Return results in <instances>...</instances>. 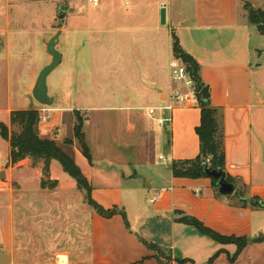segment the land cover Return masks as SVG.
<instances>
[{
  "label": "crops",
  "instance_id": "crops-1",
  "mask_svg": "<svg viewBox=\"0 0 264 264\" xmlns=\"http://www.w3.org/2000/svg\"><path fill=\"white\" fill-rule=\"evenodd\" d=\"M41 1L46 0H4L6 21L10 5ZM199 2V12L177 37L199 63L212 105L222 111L225 171L237 180L235 191L245 187L247 198L264 202V41L253 45L252 33L264 35L243 13L240 0ZM121 6L126 7L124 1ZM119 8L107 15L108 21H118L112 31L90 28L105 23L101 17L89 21L66 12L60 40L63 35L74 40L72 62L60 83L49 87L53 107L36 102L30 109L45 119L40 137L55 141L80 167L92 199L105 209H121L128 225L120 214L108 219L96 213L57 161L50 167L57 188L42 189V163L33 167L26 159L12 165L6 141L7 159L0 163V263L264 264V241L238 253L237 244H222L192 223L222 237L254 240L264 236V208L220 196L209 178L173 176L174 161L200 153V108L190 102L149 114L171 102L173 33L127 27ZM4 31L1 23V35ZM85 44L100 56L92 68L82 53ZM12 111L5 123L14 130ZM78 116L85 118L92 164L75 139ZM167 117L171 122L161 126ZM61 221L68 226L66 240L58 243Z\"/></svg>",
  "mask_w": 264,
  "mask_h": 264
},
{
  "label": "rangeland",
  "instance_id": "rangeland-1",
  "mask_svg": "<svg viewBox=\"0 0 264 264\" xmlns=\"http://www.w3.org/2000/svg\"><path fill=\"white\" fill-rule=\"evenodd\" d=\"M113 1L117 3L116 9L120 7L119 11L124 16L123 21L127 27L133 26L136 31L157 27L165 32L168 31L169 36H171L170 33H175L178 36L180 31L185 28L183 24L193 19L202 4L199 0H126L130 6L122 7L124 0H103L102 8L97 10L89 0H46L31 5H10L6 21V6L2 0L0 25L2 23L5 31L2 35L0 33V122L6 124L5 122L9 119L8 110H28L32 105L37 104L32 96V90L40 71L51 63V56L47 52L46 44L59 30H63L64 19H59V13L68 12L84 16L89 21L99 20L101 17L100 20H106L105 23H98L90 28L112 31L117 29L115 24L118 22L107 20V15H111V11H114L115 8ZM240 1L241 5L244 4L243 13L248 19L251 11L264 8V0ZM161 6H165L167 10L168 21L165 26H161ZM118 14L120 13L118 12ZM252 34L253 45L264 41V38H260L257 32ZM112 41L113 37L110 42ZM59 51L64 56V62L49 77L48 86L50 89H53L55 82L60 83L63 71L68 69V64L72 62L70 58L76 51L74 40L68 42L66 35H63ZM93 52L90 45H84L82 53L86 55L87 64L91 68L98 64L100 59V56L96 57ZM112 58L113 53L107 57L106 62H110ZM167 76L168 73L164 76L166 80ZM181 89L186 91L185 87H181ZM79 118L85 120V118ZM76 141L80 147L78 140ZM7 149L8 144L0 133V163L2 164L7 159ZM66 224L64 221L58 222V243L66 240L63 236L68 226Z\"/></svg>",
  "mask_w": 264,
  "mask_h": 264
},
{
  "label": "trees",
  "instance_id": "trees-1",
  "mask_svg": "<svg viewBox=\"0 0 264 264\" xmlns=\"http://www.w3.org/2000/svg\"><path fill=\"white\" fill-rule=\"evenodd\" d=\"M249 20L252 24L257 25L261 32L263 31V10L251 11ZM172 42L174 58L180 59L186 65L189 74L196 82V98L201 112L200 125L196 128V134L200 141V153L195 159L174 161L171 165L173 176L189 179L209 178L212 180L213 187L217 193L220 196H224L219 190V178L214 173L224 175L226 183L234 185L235 187L238 182L225 171L222 111L212 105L210 87L203 82L200 76L199 63L192 55L184 50L175 33L172 34ZM77 118L78 123L75 127V139L78 140L84 157L92 164V155L85 142V135L83 133V120L79 116ZM10 123L15 130H11L8 125L0 122V133L2 138L10 144V163L12 165H16L26 159L32 161L33 167H37L42 163L43 178L41 188L54 190L57 188L58 182L51 180L50 167L53 161H57L62 166L64 172L76 181L78 188L86 192L88 204L96 213L108 219L120 214L127 224L126 214L121 209L117 207L109 210L105 209L92 199V187L73 158L65 153L55 141L40 137L39 125L41 123V114L39 110L33 108L28 110H14L10 113ZM68 143L73 144V141H68ZM207 166L210 168L209 172L205 171ZM243 189L245 190L246 188L243 187ZM244 190L240 189L229 195L238 198L244 206H247L249 202L254 208H264V202L258 198H247ZM192 223L222 244H237L238 253L252 242L264 241V236L254 240L222 237L204 228L197 221H193Z\"/></svg>",
  "mask_w": 264,
  "mask_h": 264
},
{
  "label": "water",
  "instance_id": "water-1",
  "mask_svg": "<svg viewBox=\"0 0 264 264\" xmlns=\"http://www.w3.org/2000/svg\"><path fill=\"white\" fill-rule=\"evenodd\" d=\"M66 16V13H59V19H64ZM167 17H166V7H162L161 12V24L164 26L166 25ZM262 33L264 35V25H262ZM62 31L59 30L56 35L46 44L47 52L51 56V63L45 66L39 73V76L36 80V83L34 85V88L32 90V96L35 99V101L45 107H52L54 105V97L50 95L49 93V86H48V79L50 75L61 65L63 56L61 52L58 50V44L60 41ZM1 51V49H0ZM206 172L210 171L209 166L205 169ZM4 175V172L2 173ZM216 177L219 178V190L224 195H229L234 193L235 186L230 185L226 183L224 179V175L221 174H215ZM4 178V177H3Z\"/></svg>",
  "mask_w": 264,
  "mask_h": 264
},
{
  "label": "built area",
  "instance_id": "built-area-1",
  "mask_svg": "<svg viewBox=\"0 0 264 264\" xmlns=\"http://www.w3.org/2000/svg\"><path fill=\"white\" fill-rule=\"evenodd\" d=\"M94 8H99L103 0H89ZM125 1V5L128 6L129 2ZM165 7V6H163ZM170 70H171V83L175 85L172 88L171 94V102L168 105H164L162 107L153 108L149 111L150 115H154L156 111H168L172 112L176 106L187 105L190 102L197 103L196 92L197 85L193 80L191 75L189 74L186 65L177 58L172 59L170 62ZM181 87H185L186 91H183ZM44 121L41 117V121ZM171 122V118L167 117L160 120V125L169 124ZM160 198V195H157L151 202H155Z\"/></svg>",
  "mask_w": 264,
  "mask_h": 264
}]
</instances>
